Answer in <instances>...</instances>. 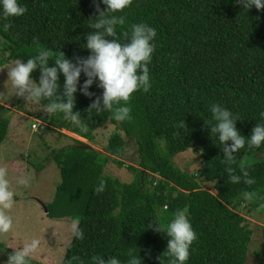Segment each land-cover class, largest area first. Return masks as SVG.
Wrapping results in <instances>:
<instances>
[{
    "label": "trees",
    "instance_id": "16d2710c",
    "mask_svg": "<svg viewBox=\"0 0 264 264\" xmlns=\"http://www.w3.org/2000/svg\"><path fill=\"white\" fill-rule=\"evenodd\" d=\"M27 8L20 17L0 19V68L16 60L26 61L38 49H50L66 57L87 58V36L103 29L90 27L99 14L93 0H19ZM100 3V8L105 9ZM124 23L117 25L116 36L106 37L128 43L131 25L146 23L156 30L155 51L148 65L151 88L138 91L130 99L131 121L119 122L110 111L90 110V104L102 95L98 81L90 89L89 99L79 91L73 114L80 113L84 128L65 120L60 113L50 114L52 130H67L93 141L92 133L109 123L119 132L109 138L104 150L82 149L74 144L51 150L48 162L58 167L62 181L48 213L57 208L65 218H79L84 239L73 237L62 264L73 257L72 264H93V257L107 261L116 257L128 264L129 253L141 264H164L171 257L167 237L147 229L159 220L166 226L177 210L184 211L197 234L187 264H247L253 231L238 212L248 199L245 192H256L250 206L257 209L264 202V164L242 167V160L264 151L239 150L234 160L224 158L222 146L211 137L210 106L219 103L239 119L237 128L246 138L257 123L264 122V11L247 12L235 0H132L121 13ZM39 62L32 78L41 77ZM85 76L81 74V84ZM63 76L56 96L63 102ZM51 100L42 99L46 108ZM9 109L0 104V147L9 134ZM214 123V121H212ZM89 128L90 131H87ZM138 150L139 169L132 184H125L105 174L109 161L119 168L128 147ZM229 145L231 141L228 142ZM200 153L202 168L191 174L178 167L174 158L188 150ZM228 169L241 175L244 170L255 179L252 185L229 182ZM103 179L106 186L94 189ZM146 180V181H144ZM213 185L217 194L203 189V182ZM74 217V218H73ZM165 254V255H164ZM98 264V261L96 262Z\"/></svg>",
    "mask_w": 264,
    "mask_h": 264
},
{
    "label": "clouds",
    "instance_id": "9594fccd",
    "mask_svg": "<svg viewBox=\"0 0 264 264\" xmlns=\"http://www.w3.org/2000/svg\"><path fill=\"white\" fill-rule=\"evenodd\" d=\"M132 0H93L95 12L99 14L95 23L90 27L103 29L87 36V43L84 48L90 53L87 58L66 57L64 52L55 54V59L51 66L49 60L54 53L47 48L38 49V54L26 61L16 60L13 65L7 68L8 81L16 90V95L27 102L39 103L42 99L51 100L46 105L48 114L60 113L65 120H69L81 128H84L80 113L73 114L76 102V94L79 91L82 95L91 99L94 93L90 91L93 84L98 81L97 87L102 89V95L90 104V110L110 111L115 121H131V108L129 106L132 95L138 91L148 92L151 88L150 69L148 65L152 60L155 51L156 30L146 23H136L131 25V34L128 43H121L118 39H108L106 37L116 36L117 25L123 24L122 16L116 13L123 12L131 4ZM100 3L105 5V9L100 8ZM237 5L242 6L243 11L255 8L264 11V0H235ZM27 8L19 3V0H0V19L23 16ZM39 68L41 77L39 84L33 82V72ZM85 80L81 84V74ZM63 76V102L52 99L56 96L60 75ZM27 94V95H26ZM0 92V97L4 96ZM211 137H215L219 145L222 146L224 158L228 162L234 160L233 153L241 149L253 150L264 145V122L257 123L252 129L251 135L245 137L237 128L239 120L231 110L222 107L219 103L210 106ZM260 118L264 121V112L260 113ZM214 121V123L212 122ZM229 141L231 144L229 145ZM229 182L239 184L243 182L247 185L255 183V179L244 170L242 180L241 175L234 174L233 169H228ZM8 173L4 168H0V234H8L14 230L12 217L7 213L14 204L15 193L11 190ZM21 185H26L27 180L21 178ZM106 182L101 179L94 191L99 194L104 191ZM244 197L248 200L257 198L256 192H245ZM264 211V202L259 203L257 209ZM79 218L71 220L70 230L77 239H84V232L80 228ZM147 229L157 233H164L167 237V253L171 260L169 264H187L190 256V249L197 239V234L184 211L177 210L174 218L166 226L161 225L159 220L155 224H148ZM40 240L33 238L25 243L21 250L14 251L8 256L5 264H28L29 259L37 253ZM165 255V254H164ZM164 256L158 258L159 264H164ZM78 257H73L76 260ZM69 260L67 264H72ZM121 264L116 257H111L107 261L99 257H93V264ZM140 254L136 257L129 253L128 264H141ZM143 262V261H142Z\"/></svg>",
    "mask_w": 264,
    "mask_h": 264
},
{
    "label": "rangeland",
    "instance_id": "374dc122",
    "mask_svg": "<svg viewBox=\"0 0 264 264\" xmlns=\"http://www.w3.org/2000/svg\"><path fill=\"white\" fill-rule=\"evenodd\" d=\"M1 44L0 40V47ZM14 62L0 68V92L5 93L0 97V104L9 109L6 115L10 119L8 137L0 147V168L7 170L11 190L15 193L13 207L7 210L13 219L14 230L8 234H0V264H5L10 254L21 250L24 244L33 238L40 240V246L28 264H62L74 234L70 230L71 218H65L57 208L48 213L47 207L53 204L57 187L62 181L58 167L55 163L48 162L51 150L80 141L102 153L111 135L119 130L109 123L92 133L93 141L67 130H52L45 133L44 127H49L50 119L46 108L39 103L27 102L18 97L16 90L8 81L7 68ZM33 82L36 85L34 80ZM34 125L37 129L33 127ZM86 130L90 131L89 128ZM121 134L128 142L123 159L126 167L119 168L114 162L109 161L105 167V174L122 183L132 184L137 176L130 172L127 166L139 169L138 150L124 133ZM174 162L191 174H198L202 168L200 153L192 149L177 155ZM256 164H264V151L247 156L241 162L242 167ZM21 178L28 183L21 185L19 183ZM201 182L204 190L217 194L213 185L202 180ZM250 204L251 201L248 200L241 209H238L253 231L247 264H264V211L258 212Z\"/></svg>",
    "mask_w": 264,
    "mask_h": 264
},
{
    "label": "water",
    "instance_id": "95a60500",
    "mask_svg": "<svg viewBox=\"0 0 264 264\" xmlns=\"http://www.w3.org/2000/svg\"><path fill=\"white\" fill-rule=\"evenodd\" d=\"M9 116L8 115H6L5 117H4V119H7ZM82 149H94L92 146H90V145H84V146H82ZM102 154H104V155H107V156H110L109 154H107V153H105V152H102Z\"/></svg>",
    "mask_w": 264,
    "mask_h": 264
},
{
    "label": "built area",
    "instance_id": "2783aa9c",
    "mask_svg": "<svg viewBox=\"0 0 264 264\" xmlns=\"http://www.w3.org/2000/svg\"><path fill=\"white\" fill-rule=\"evenodd\" d=\"M33 127H34L35 129H37V126H36V125H34Z\"/></svg>",
    "mask_w": 264,
    "mask_h": 264
}]
</instances>
